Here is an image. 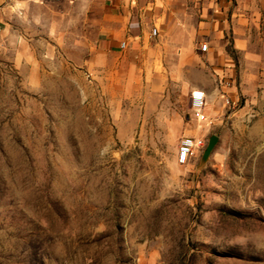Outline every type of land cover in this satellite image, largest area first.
<instances>
[{
    "label": "rangeland",
    "instance_id": "374dc122",
    "mask_svg": "<svg viewBox=\"0 0 264 264\" xmlns=\"http://www.w3.org/2000/svg\"><path fill=\"white\" fill-rule=\"evenodd\" d=\"M261 4L223 60L200 28L121 48L99 0L0 5V264H264Z\"/></svg>",
    "mask_w": 264,
    "mask_h": 264
},
{
    "label": "crops",
    "instance_id": "0c3cea01",
    "mask_svg": "<svg viewBox=\"0 0 264 264\" xmlns=\"http://www.w3.org/2000/svg\"><path fill=\"white\" fill-rule=\"evenodd\" d=\"M107 15L119 22L126 47L150 38L151 29H160V36L205 30L210 57L225 59V34L232 31L236 41L243 31L247 15L260 10L264 0H99ZM7 0H0L5 5ZM238 36V37H237ZM158 37V38H159ZM121 42V43H122ZM121 47V44H120ZM206 51V52H207ZM202 90V89H193ZM204 91V90H202ZM205 92V91H204ZM206 94V92H205ZM207 95V94H206Z\"/></svg>",
    "mask_w": 264,
    "mask_h": 264
},
{
    "label": "built area",
    "instance_id": "2783aa9c",
    "mask_svg": "<svg viewBox=\"0 0 264 264\" xmlns=\"http://www.w3.org/2000/svg\"><path fill=\"white\" fill-rule=\"evenodd\" d=\"M160 29L154 26L150 32V38H158L160 35ZM121 48H126V43H121ZM201 50L206 52L208 45L202 44ZM207 95L202 90H194L190 96V108L193 117L197 122L206 124L209 121L208 114L206 112ZM204 146V139L202 137L184 136L181 138L177 160L181 165L187 164L190 159L196 154L197 151Z\"/></svg>",
    "mask_w": 264,
    "mask_h": 264
},
{
    "label": "water",
    "instance_id": "95a60500",
    "mask_svg": "<svg viewBox=\"0 0 264 264\" xmlns=\"http://www.w3.org/2000/svg\"><path fill=\"white\" fill-rule=\"evenodd\" d=\"M216 143V137H212L209 143V146L207 148V154H209L210 150L213 148V146Z\"/></svg>",
    "mask_w": 264,
    "mask_h": 264
}]
</instances>
